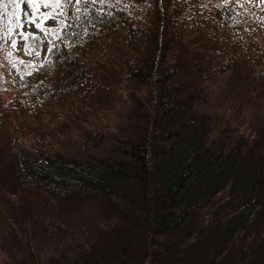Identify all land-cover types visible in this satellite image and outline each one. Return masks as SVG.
<instances>
[{
  "label": "rangeland",
  "instance_id": "rangeland-1",
  "mask_svg": "<svg viewBox=\"0 0 264 264\" xmlns=\"http://www.w3.org/2000/svg\"><path fill=\"white\" fill-rule=\"evenodd\" d=\"M243 7L241 22L264 44V3L260 0H239ZM145 0H109L132 9L142 8ZM219 0H173L169 4L168 28L163 48V67L177 70L174 80L162 90L169 102L178 101L180 113L197 121V130L209 139L210 150L220 145L231 148L244 143L245 164L264 163V76H259L250 56L233 58L226 33L214 25L209 8ZM57 0H39L34 7L20 6L42 27L55 24L53 11ZM19 11L11 4L0 6V107L12 97L14 80L11 67L26 54V37L21 32L33 31L45 37L25 19V27L15 26L13 13ZM48 14L44 19L40 14ZM12 28L13 32L8 33ZM122 32L110 33L104 43L89 55L93 74L90 92L73 109L64 112L45 131V144L51 156L77 162L93 158L109 159L118 155L125 144L144 143L151 136L158 141L164 132L161 108L152 113L146 87L128 82L122 63L128 51ZM16 43L13 44L12 41ZM44 50H47V42ZM232 50V51H231ZM11 54V55H9ZM257 63H262L258 56ZM264 67V66H263ZM250 102L242 108L243 100ZM104 131L103 144L90 153L81 148L83 137ZM17 130L19 138L31 148L32 135ZM151 132V133H150ZM39 136V135H38ZM11 132L0 130V258L5 256L15 264L38 258L41 264H51L54 256L77 257L82 251L98 248L109 239L120 243L126 239L127 249L122 257L130 264H224L228 258L236 263L242 251L250 250L264 240V205L248 213L237 224L236 233L223 241L230 219H236L237 198L232 185H226L220 199L219 222L180 253H170L165 246L196 229L208 219L214 207L206 206L191 215L189 222L177 231L154 233V243L147 246V214L140 204L135 185H130L126 198L118 207L99 195L73 191L50 192L22 179L13 155ZM216 205V204H215ZM122 240V241H123ZM148 251L152 257L148 259ZM27 264V263H26ZM250 264H264L263 252Z\"/></svg>",
  "mask_w": 264,
  "mask_h": 264
},
{
  "label": "trees",
  "instance_id": "trees-1",
  "mask_svg": "<svg viewBox=\"0 0 264 264\" xmlns=\"http://www.w3.org/2000/svg\"><path fill=\"white\" fill-rule=\"evenodd\" d=\"M173 0H145L142 8L132 9L115 4L89 3L79 13L67 6L71 27L57 29L55 14L65 7L60 3L53 11L55 24L51 31L59 38L50 60L41 67L34 60L45 57L47 40L40 34L27 36V45L33 49L30 60L11 67L14 80L12 97L0 107V130L11 132L13 155L22 179L50 192L73 191L99 195L115 207L126 198L130 185H135L140 204L147 214V246L154 243V233L177 231L188 224L191 215L206 206L214 207L208 219L190 230L181 239L169 243L165 250L180 253L210 226L219 222L220 195L226 185L235 189L237 216L231 220L223 241L236 233L237 224L248 213L264 205V163L245 164L244 143L228 148L223 144L210 150L209 139L200 135L197 121L180 113L178 101L169 102L162 92L177 76L175 68L163 70V48L168 28L169 4ZM103 8L102 14L99 9ZM243 7L238 0H219L209 8L214 25L222 29L233 50V58L253 53V67L264 76V44L256 34L241 22ZM64 19L61 15L60 20ZM48 30L49 27L46 26ZM63 33L60 36V33ZM122 32L128 59L122 63L125 79L135 86L146 87L152 113L161 108L164 132L158 141L148 135L144 143L125 144L118 155L109 159L93 158L84 162L51 156L46 149L45 131L64 112L90 92L92 71L89 55L104 43L110 33ZM35 42V43H33ZM39 47L40 56L35 55ZM231 50V51H232ZM261 58L262 63L255 59ZM35 69H39L38 71ZM250 102L246 97L241 107ZM32 135L31 148L19 138L17 130ZM151 133V132H150ZM39 135V136H38ZM103 130L83 137L81 148L90 153L105 141ZM216 204V205H215ZM110 243L109 239L98 248L82 251L75 257L54 256L51 264H130L121 254L127 249L126 239ZM260 239L250 250L242 251L235 263L228 258L224 264H250L251 259L263 252ZM148 259L152 257L148 251ZM212 261L210 264H213ZM41 264L38 258L20 264ZM0 264H14L5 256ZM16 264V262H15Z\"/></svg>",
  "mask_w": 264,
  "mask_h": 264
},
{
  "label": "snow or ice",
  "instance_id": "snow-or-ice-1",
  "mask_svg": "<svg viewBox=\"0 0 264 264\" xmlns=\"http://www.w3.org/2000/svg\"><path fill=\"white\" fill-rule=\"evenodd\" d=\"M38 2H39V0H0V6L7 7V4H11L14 9L19 10V11H16L13 13V16L15 17V26L16 27L24 28L25 27V19H26L31 26H33L35 29H39L40 32L45 37H48L47 50L45 52L44 59L34 60L31 62L33 64L38 63L42 67L44 65V60H50L51 59V54L57 48V44L54 43V41L57 40L59 37L55 33L50 32L46 27H42V23L39 20L35 19L36 13L30 14L28 11L20 8V6L22 4H25V3H27V5L29 7H34ZM108 2H109V0H57V3H63L65 5V7L60 8L59 12L55 14V19H57V21L59 22L57 24V29L71 27L70 18L68 17V11H67V6L69 3L72 4V9L76 13H79L81 11V8H84L86 10V7L89 3L91 4V6L95 7L97 4H105ZM117 2H119V0H117ZM237 2H238V0H237ZM249 2H252V0H249ZM260 2L264 3V0H260ZM99 11L102 14L104 13L103 8H100ZM21 13L23 14V17L25 19L21 18ZM40 15L44 19H47L48 14L42 13ZM61 15H63V17H64V19L62 21L60 20ZM12 32H13V29L9 28L7 34H11ZM20 35L21 36H29L30 35L32 37H36L38 34H37V32L33 31L31 33L21 32ZM62 35H63V33L61 32L60 36H62ZM12 43L15 44L16 41L13 40ZM33 43H35V42H33ZM24 50H25L26 54H28V55L33 54V49L27 44L24 46ZM9 55H11V54H9ZM35 55L37 57L40 56L39 47L36 48ZM35 70L38 71L39 69H35Z\"/></svg>",
  "mask_w": 264,
  "mask_h": 264
}]
</instances>
